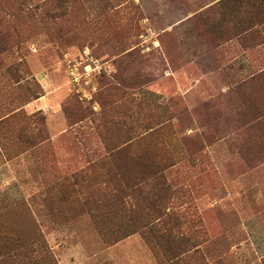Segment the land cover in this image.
I'll list each match as a JSON object with an SVG mask.
<instances>
[{"label":"rangeland","instance_id":"obj_1","mask_svg":"<svg viewBox=\"0 0 264 264\" xmlns=\"http://www.w3.org/2000/svg\"><path fill=\"white\" fill-rule=\"evenodd\" d=\"M263 72L264 0H0V264H264Z\"/></svg>","mask_w":264,"mask_h":264},{"label":"crops","instance_id":"obj_2","mask_svg":"<svg viewBox=\"0 0 264 264\" xmlns=\"http://www.w3.org/2000/svg\"><path fill=\"white\" fill-rule=\"evenodd\" d=\"M53 92L54 91H52V92H49V91L46 92V95L45 96H43L42 98H40L35 104L29 105V107L32 108L31 106H38L37 108L39 110H45V111H47V114H50L49 111L47 110V108H48V99L50 100V97H51V95H53L52 94ZM55 97H56V99L58 101V95H56ZM28 181H29V179H28Z\"/></svg>","mask_w":264,"mask_h":264},{"label":"trees","instance_id":"obj_3","mask_svg":"<svg viewBox=\"0 0 264 264\" xmlns=\"http://www.w3.org/2000/svg\"><path fill=\"white\" fill-rule=\"evenodd\" d=\"M244 33H246V32H244ZM244 33H243V34H244ZM263 73H264V72H263ZM263 76H264V75H263ZM155 176H156V175H155ZM161 178H162V176H161V174H159V179H161ZM162 201H163V199H161V200L158 201V206H160L161 204H163ZM128 236H129V235H127V237H128ZM180 256H181V255H180ZM178 258H179V256H178V257L175 256L171 261L175 263V261H176Z\"/></svg>","mask_w":264,"mask_h":264}]
</instances>
